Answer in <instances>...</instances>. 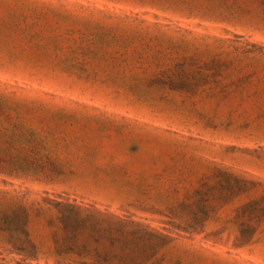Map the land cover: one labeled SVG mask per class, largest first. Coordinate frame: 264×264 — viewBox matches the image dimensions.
Returning <instances> with one entry per match:
<instances>
[{
    "label": "rangeland",
    "instance_id": "1",
    "mask_svg": "<svg viewBox=\"0 0 264 264\" xmlns=\"http://www.w3.org/2000/svg\"><path fill=\"white\" fill-rule=\"evenodd\" d=\"M65 204L264 264V0H0V264H62Z\"/></svg>",
    "mask_w": 264,
    "mask_h": 264
},
{
    "label": "trees",
    "instance_id": "2",
    "mask_svg": "<svg viewBox=\"0 0 264 264\" xmlns=\"http://www.w3.org/2000/svg\"><path fill=\"white\" fill-rule=\"evenodd\" d=\"M58 212L62 264H142L134 254L141 238L159 236L154 230L95 208L65 204Z\"/></svg>",
    "mask_w": 264,
    "mask_h": 264
}]
</instances>
